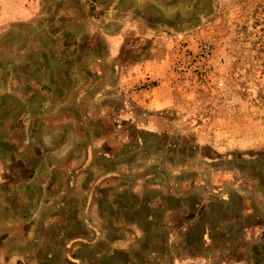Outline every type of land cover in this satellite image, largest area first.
Masks as SVG:
<instances>
[{
	"label": "rangeland",
	"instance_id": "rangeland-1",
	"mask_svg": "<svg viewBox=\"0 0 264 264\" xmlns=\"http://www.w3.org/2000/svg\"><path fill=\"white\" fill-rule=\"evenodd\" d=\"M113 32L126 72L171 59L173 103L135 107L157 80H127L124 114L117 95L65 109L81 124L54 134L67 150L50 157L48 191L40 174L0 189V264H264V0H0V173L26 183L21 110L57 45L80 36L84 71ZM143 111L161 126L144 129ZM106 133L109 156L96 152Z\"/></svg>",
	"mask_w": 264,
	"mask_h": 264
},
{
	"label": "crops",
	"instance_id": "crops-1",
	"mask_svg": "<svg viewBox=\"0 0 264 264\" xmlns=\"http://www.w3.org/2000/svg\"><path fill=\"white\" fill-rule=\"evenodd\" d=\"M74 34L75 33H73L72 36H68V38L73 41H62V43L57 45V52L51 54L50 57L52 63H47L42 67L43 73L40 82L30 80V82L34 84L32 91H26L25 93L26 102H23L25 108L21 110V116L24 117L25 126H27L26 131L28 129L29 134L20 141L22 150L19 149V154L14 155L13 159L16 160L15 162L17 164H21L28 173V175H23L26 183H13V179H15V177L19 179V177L13 175L14 172H12L13 177L11 178V174L6 175L9 169H5L0 173L2 177L0 184L4 186L0 187V189L18 191L19 189H27L28 187L29 190H31L35 187L32 185L29 187L26 180H28L29 177H36L40 174L41 187L43 184H46L43 189L45 188L48 191L54 167L57 166L60 168L50 161V157L67 150L65 144H63L65 140L55 139L54 134L56 131L61 132L65 127L81 124L80 120L61 117L63 111L67 108L88 109L92 105H95V108L99 106L95 111H99L107 108V105H104L107 96L117 95L120 97L121 102L120 113L124 114L130 109L128 105V96L129 93H131L130 86L128 85L129 80L131 82L157 80V84L145 90L143 95H141L142 98H140V95H136L138 99H135V107L157 111L169 107L173 103L169 93L171 89L170 77L167 75L168 67L172 64L171 59L166 57L143 60L137 62V64H132L130 66L131 71L126 72L123 68L125 66L117 64L116 62L118 58L120 35L118 32H113L105 34L108 40L105 51L101 53L94 52V54L84 59L85 70L82 71V68L77 67L76 63L80 61L78 50L83 46V42L80 36L76 39V35L74 37ZM59 36L64 37V40H66L67 34L65 31L61 30L59 31ZM107 62L113 64L115 68L114 80H107V76H105L103 65ZM81 78H88L90 80L89 86L92 88L91 93H88L87 88L84 87L83 84H80L79 81ZM34 92L41 94V96L37 98L38 101L34 106L35 112L28 106L31 100L30 96L32 94L34 95ZM86 94H89L88 101L85 100ZM87 102L90 104L89 106L86 105ZM26 107H28L30 111ZM143 113L146 117L149 116L147 112L143 111ZM38 116H40L41 119H38ZM146 120L147 123H144V129L151 130L154 128L153 130H155L162 124L157 117H148ZM103 121H105V119ZM123 121L124 119L121 120V124H123ZM15 122H17V117H11L10 123L13 124ZM119 123L120 121L118 120L112 121L113 125L116 124L119 126ZM39 126L44 133L41 140H39V136L36 134ZM79 137L80 135L76 137V140H80ZM96 138L100 141L103 140L101 149L96 147V152L109 156L110 154L108 155V153L110 151H103V147L107 148L109 146L113 136L106 133L105 136H96ZM40 147L41 152H39V150L37 151ZM3 166L6 167L4 164ZM16 174L20 175V172ZM7 177H9V179ZM45 180L46 182H44Z\"/></svg>",
	"mask_w": 264,
	"mask_h": 264
}]
</instances>
